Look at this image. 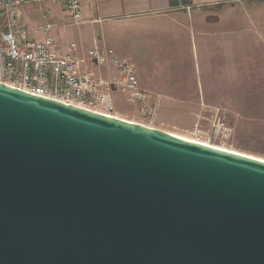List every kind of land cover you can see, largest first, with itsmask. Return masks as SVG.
<instances>
[{"label": "water", "instance_id": "95a60500", "mask_svg": "<svg viewBox=\"0 0 264 264\" xmlns=\"http://www.w3.org/2000/svg\"><path fill=\"white\" fill-rule=\"evenodd\" d=\"M0 264H264V160L0 82Z\"/></svg>", "mask_w": 264, "mask_h": 264}, {"label": "crops", "instance_id": "0c3cea01", "mask_svg": "<svg viewBox=\"0 0 264 264\" xmlns=\"http://www.w3.org/2000/svg\"><path fill=\"white\" fill-rule=\"evenodd\" d=\"M18 11L29 30V39L40 41L51 36L53 49L59 54L75 42L81 55L98 45L128 58L134 64L140 86L152 95L150 100L158 95L169 108L233 106L235 101L226 94L234 88H249L250 70L264 71V0H91L85 4L83 22L76 26L70 24L67 12L54 0L24 4ZM44 11L50 14L46 22L52 27L48 31L41 28ZM3 27L0 17V31ZM160 35L180 44L189 41L193 47L189 54L193 67L185 63L186 53H181L179 67L184 78L178 87L159 85L153 89L144 70L134 62L141 46L146 52L144 43ZM200 62L206 78L218 81L200 82L193 88L186 77L189 67L201 76ZM88 67L93 68L90 64ZM94 70L101 75L107 73L101 67ZM235 73L237 79L247 75L242 87L235 84Z\"/></svg>", "mask_w": 264, "mask_h": 264}, {"label": "built area", "instance_id": "2783aa9c", "mask_svg": "<svg viewBox=\"0 0 264 264\" xmlns=\"http://www.w3.org/2000/svg\"><path fill=\"white\" fill-rule=\"evenodd\" d=\"M43 1L0 0V17L4 21L0 31V82L110 116H116V93H119L129 103L140 104L143 113L152 114L153 106L148 104L151 95L140 86L134 64L128 58L98 45L87 55H81L75 42H70L64 53L59 54L53 49L51 36L40 41L29 39L19 7ZM54 1L67 12L70 24L76 26L83 22L85 4L91 0ZM49 16L48 11L41 14L44 31L52 27L46 22ZM94 67L106 69V75L96 73ZM208 122L212 137L228 136L220 108H211Z\"/></svg>", "mask_w": 264, "mask_h": 264}, {"label": "rangeland", "instance_id": "374dc122", "mask_svg": "<svg viewBox=\"0 0 264 264\" xmlns=\"http://www.w3.org/2000/svg\"><path fill=\"white\" fill-rule=\"evenodd\" d=\"M184 43L180 44L172 41L169 36L160 35L144 43L146 52L143 45H138L141 46V51L134 62L141 71H145L142 72L150 84L154 85L153 89L159 85L160 88L179 86L184 78L182 68L179 67L181 53H186L185 63L190 67L194 66L193 58L189 55L193 53V47L189 41ZM200 64L203 65L202 62ZM190 67L186 78L193 88L200 82L205 84L206 81H218V78H206L203 66L201 76H196L194 69ZM246 77L247 75H244L237 79L235 73V84L242 87V79L246 81ZM249 80V88L242 89L244 91L234 88L233 92L224 93L235 102L233 106L220 108L228 128V136L223 139L210 135L208 117L213 107H206L203 104L192 108H169L160 102L158 95H155L156 99L148 102L153 106L152 114H145L141 111L140 104L129 103L122 94L116 93L115 115L192 140L264 159V71L250 70ZM248 89L249 91H246Z\"/></svg>", "mask_w": 264, "mask_h": 264}, {"label": "bare ground", "instance_id": "6f19581e", "mask_svg": "<svg viewBox=\"0 0 264 264\" xmlns=\"http://www.w3.org/2000/svg\"><path fill=\"white\" fill-rule=\"evenodd\" d=\"M172 134H174V133H172ZM174 135L179 136V137H181V138H183V139H186V140H192V139H189V138H186V137H183V136L177 135V134H174ZM192 141L200 142V143H202V144L210 145V146L217 147V148H221V149H224V150H229V149H226V148H223V147H218V146H215V145H212V144H208V143H205V142H201V141H198V140H192ZM230 151H232V150H230ZM235 152H236V151H235ZM238 153H240V152H238ZM242 154H243V153H242ZM245 155H247V154H245ZM247 156H251V155H247ZM251 157H255V156H251ZM255 158H259V157H255ZM260 159L264 160L263 158H260Z\"/></svg>", "mask_w": 264, "mask_h": 264}]
</instances>
